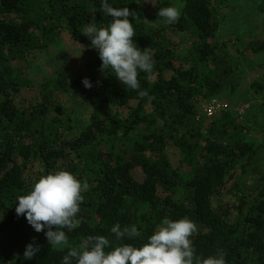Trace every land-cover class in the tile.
Masks as SVG:
<instances>
[{"label":"trees","instance_id":"16d2710c","mask_svg":"<svg viewBox=\"0 0 264 264\" xmlns=\"http://www.w3.org/2000/svg\"><path fill=\"white\" fill-rule=\"evenodd\" d=\"M160 2L108 0L139 14L138 20L129 17L133 40L141 50L149 47L155 62L151 74L140 72V89L128 90L110 70H100L98 50L80 32L89 23L111 22L100 10L103 0H0V264H61L67 249L53 250L47 228L36 232L15 211L18 197L40 175L61 168L88 184L79 226L65 229L70 246L89 235L115 242L116 223L135 224L141 236L124 242L140 246L165 217L187 216L198 226L196 255L223 251L226 264H264V174L229 188L258 153L252 132L264 136V127L255 131L231 112L209 118L199 110L202 101L238 87L244 51L264 52V38L234 54L214 41L215 0H179L181 16L173 27L192 39L181 53L164 27H151ZM64 32L89 54V73L59 70L44 78L36 94L26 92L34 81L19 62L33 64L32 57L47 52ZM85 77L91 88L83 85ZM251 87L264 100V82L255 79ZM73 88L84 102L98 101L114 113L95 109L86 123L75 120L60 99ZM169 147L182 153L185 171L172 164ZM137 167L143 180L133 174ZM33 237L41 250L25 260Z\"/></svg>","mask_w":264,"mask_h":264},{"label":"clouds","instance_id":"9594fccd","mask_svg":"<svg viewBox=\"0 0 264 264\" xmlns=\"http://www.w3.org/2000/svg\"><path fill=\"white\" fill-rule=\"evenodd\" d=\"M100 10L112 17L111 22L99 27L95 22L89 23L80 32L98 50L102 72L110 70L128 90H139L140 72L151 74L155 64L150 48L141 50L133 40L136 31L129 17L138 20L139 14L128 7H114L108 0H103ZM180 16L181 9L175 5L158 11V17L164 18L167 24H174ZM157 26L151 24L153 28ZM82 83L86 88L93 86L87 77ZM87 188L86 181L61 168L40 175L31 189L18 197L17 216H25L36 232L47 228L44 234L53 250L67 249L61 264H226L223 251L207 258L196 255L192 237L198 232V226L187 216L177 220L165 217L140 246L124 242L125 238L141 236L137 226L122 228L119 223L111 228L115 242L105 235H89L78 247L70 246L65 229L73 231L79 226L77 215ZM35 239L25 248V260L33 259L41 250Z\"/></svg>","mask_w":264,"mask_h":264},{"label":"rangeland","instance_id":"374dc122","mask_svg":"<svg viewBox=\"0 0 264 264\" xmlns=\"http://www.w3.org/2000/svg\"><path fill=\"white\" fill-rule=\"evenodd\" d=\"M170 5L181 8L179 0H161L155 14L158 16L161 7ZM215 6L219 18V29L214 41L226 43L232 53L238 54L249 42L264 38V0H215ZM141 16L142 19L145 18V16ZM157 16L153 17V22H157L156 24L166 29L167 33L179 44L181 53L186 52L191 46L192 39L176 30L173 24L165 23L164 18ZM89 57L81 45L73 41L67 33H62L57 43L50 46L47 52L40 51L32 57L33 64L19 62L24 65V76L32 78L34 81V87L28 88L26 92L36 94L37 87L44 81V78L59 70L69 69L83 74L89 73L87 67ZM242 66L244 77L235 90L225 91L223 94L205 101H216L224 106L217 110L212 117L231 112L239 122L257 131L256 129L264 127V100L254 93L251 83L255 79L264 82V52L255 54L245 50L242 56ZM200 68L202 71L205 69L203 64H200ZM60 99L65 111L83 124L95 109L114 113L113 109L98 101L84 102L76 94L74 88L68 94L61 95ZM124 112L126 114L127 111L124 110ZM252 136L260 146L258 153L247 166L246 173L240 174V170L236 172L235 179L230 183L229 188L235 181L248 184L258 180L264 174V136L257 132L256 134L252 132ZM167 154L176 168L181 172L186 170V164L183 162L184 156L180 151L169 147ZM133 174L137 179L143 180V172L139 167L133 169Z\"/></svg>","mask_w":264,"mask_h":264},{"label":"built area","instance_id":"2783aa9c","mask_svg":"<svg viewBox=\"0 0 264 264\" xmlns=\"http://www.w3.org/2000/svg\"><path fill=\"white\" fill-rule=\"evenodd\" d=\"M222 104L217 103L216 101H203L199 103V110L202 114L207 117H212L216 113L217 110L221 109Z\"/></svg>","mask_w":264,"mask_h":264}]
</instances>
